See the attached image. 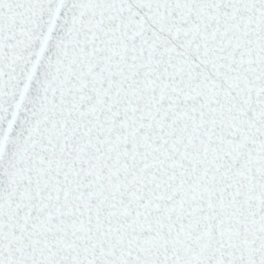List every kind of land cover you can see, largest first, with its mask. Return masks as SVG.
<instances>
[{
	"label": "snow or ice",
	"instance_id": "1",
	"mask_svg": "<svg viewBox=\"0 0 264 264\" xmlns=\"http://www.w3.org/2000/svg\"><path fill=\"white\" fill-rule=\"evenodd\" d=\"M0 264H264V0H0Z\"/></svg>",
	"mask_w": 264,
	"mask_h": 264
}]
</instances>
